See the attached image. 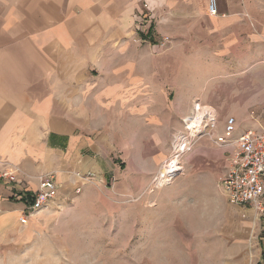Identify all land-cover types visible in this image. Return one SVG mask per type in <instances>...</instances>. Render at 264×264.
I'll list each match as a JSON object with an SVG mask.
<instances>
[{"label": "crops", "instance_id": "crops-1", "mask_svg": "<svg viewBox=\"0 0 264 264\" xmlns=\"http://www.w3.org/2000/svg\"><path fill=\"white\" fill-rule=\"evenodd\" d=\"M216 4L211 16L208 0L2 1L0 177L15 172L16 180L0 178V245L27 225L40 176L54 178L56 199L85 189L77 175L87 173L111 182L118 198L137 194L154 164L142 147L171 140L196 99L236 116L239 131L264 129V0ZM140 17L149 18L152 38L136 32ZM221 83L225 104L217 105L211 96ZM255 103V118L243 125L240 114ZM199 143L186 156L183 184L165 187L176 195L165 205L180 215L165 219L178 226L173 239L216 242L222 228L226 239L264 232V217L228 204L215 188L229 149ZM126 161L145 163V174L124 173ZM188 209L205 217L187 222ZM252 254L261 262L260 248ZM233 256L248 264L244 250Z\"/></svg>", "mask_w": 264, "mask_h": 264}, {"label": "rangeland", "instance_id": "rangeland-1", "mask_svg": "<svg viewBox=\"0 0 264 264\" xmlns=\"http://www.w3.org/2000/svg\"><path fill=\"white\" fill-rule=\"evenodd\" d=\"M2 1L0 0V11ZM150 33L149 28L146 35L139 36L149 37ZM254 71L259 73L257 69ZM225 90V83H221L217 90L218 97L212 94L211 99L215 104H225L224 98L223 101L221 100V96H225ZM195 104L213 109L211 104H201L199 99H196L191 104L190 112L183 119L190 115ZM259 106V103H255L243 110L240 114L243 125L248 117L251 118V112H254L256 116ZM213 110L216 113L219 131L227 117L236 119L234 115L216 112L215 108ZM165 124L168 122L165 121ZM177 132H182V126L178 131H174L173 135ZM166 139L164 146L142 147L144 153L148 150L153 155L152 173L141 172L140 175L139 166L145 164L140 161L133 163L126 161L123 164L124 173L131 176L140 177L144 174L146 176L139 179L137 194L118 198L111 187V182L99 185L92 180L79 193L73 191L70 195L58 197L46 210L29 213L27 225L23 226L10 240L0 245V264H238L233 256V252L238 250H244L248 264H264L263 230L252 238L251 235L248 236L246 240L236 239V237L226 239L222 232L224 228L219 229L221 231L218 234L221 240L216 242L194 243L173 239L172 232L169 230L178 226H165V219L180 215L177 216L178 212L175 209L170 210L165 205L169 199H176V195L165 194V187L173 182L176 184L178 181L183 184L184 172L189 165L186 164V156L193 152L200 144V140L189 152L179 157L182 169L170 183L165 185V183L155 182L154 178L157 177L162 163L174 155L170 145L168 147L170 139ZM171 141L172 136L170 143ZM174 160V158L171 159V161ZM223 172L217 176L215 182V188L220 195L217 181ZM204 188L205 192L209 190L207 186ZM192 202L188 203L192 204ZM204 214V211L199 213L188 209L182 212L181 218L193 223V218L198 221L200 216L202 221ZM237 216L234 213L233 219ZM208 228L210 227H203V229ZM197 245L198 250L201 247L198 255L195 254ZM259 248L262 254L261 262L258 263L255 261V254L252 253Z\"/></svg>", "mask_w": 264, "mask_h": 264}, {"label": "built area", "instance_id": "built-area-1", "mask_svg": "<svg viewBox=\"0 0 264 264\" xmlns=\"http://www.w3.org/2000/svg\"><path fill=\"white\" fill-rule=\"evenodd\" d=\"M208 14H217L216 0H208ZM150 20L140 17L135 25L138 35H146L150 28ZM150 33L148 38H152ZM168 38L163 37L160 47H164ZM251 118L255 113H250ZM195 125L194 128H191ZM206 139L217 148L229 149L225 169L217 181V188L228 204L249 209L258 219L264 217V129H247L239 131L234 117H227L219 131L216 113L207 106L195 104L190 115L182 119V132L172 136L170 148L173 156L164 161L158 171L155 182L168 184L182 169L179 157L189 152L199 140ZM178 159L172 165L171 159ZM14 173H3L1 179L8 182L16 180ZM88 183L94 179V174L77 175ZM39 189L29 208V213L46 210L56 199L58 187L51 175L39 177ZM76 193L80 189L75 190Z\"/></svg>", "mask_w": 264, "mask_h": 264}, {"label": "bare ground", "instance_id": "bare-ground-1", "mask_svg": "<svg viewBox=\"0 0 264 264\" xmlns=\"http://www.w3.org/2000/svg\"><path fill=\"white\" fill-rule=\"evenodd\" d=\"M195 127V125H193L191 128H194ZM172 163V165H175L177 162H176V158H175V160L174 161H172L171 162Z\"/></svg>", "mask_w": 264, "mask_h": 264}]
</instances>
